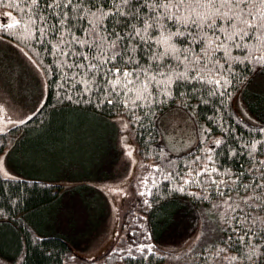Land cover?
Returning a JSON list of instances; mask_svg holds the SVG:
<instances>
[{"label":"trees","instance_id":"1","mask_svg":"<svg viewBox=\"0 0 264 264\" xmlns=\"http://www.w3.org/2000/svg\"><path fill=\"white\" fill-rule=\"evenodd\" d=\"M10 2L0 1L2 6ZM17 12L19 17L16 19H20ZM0 35L21 44L39 64L50 69L45 75L48 97L41 108L22 125H15L7 133L0 134V156H8V166L15 170L16 175L7 177L0 167V264H71V259L77 258L74 257L69 238L61 232H51L54 230L52 222H55L56 206L65 186L50 182L47 177H54L62 159L66 155L76 154L79 145L78 149H83V145L102 146L106 140L113 142L112 138L118 142L121 119L128 120L134 131L142 157L141 165L146 172L139 175L149 181L144 185L152 191V195L148 196L146 191L141 202L135 199L137 208L128 211L125 216L128 225L123 227L129 246L121 247L124 242L113 246L102 256L106 260L104 264H223L220 258L214 256V252L219 251L215 245L223 248L224 241L231 237L227 245L229 250L241 248L235 231L237 225L225 226L224 221L233 217L242 218L237 205L245 189L238 188L234 179L230 180L224 175V170L230 169L237 176L247 179L246 170L251 165L248 149H244L243 144L248 143L250 138L258 139L264 135L259 131L264 128V69L253 71L241 67V79L246 82L228 89L229 95L223 97L209 96L206 89L195 95L190 89H177L178 94L174 98L158 105L147 116L133 109L132 113L140 116V120L135 121L132 113L125 111L123 106L105 103L98 107L95 97L91 102L85 97L76 103L74 95L73 100L69 101L66 98L67 85L60 86L63 83L61 74L54 63L58 57L50 54V49L45 51L48 45L42 47L32 42L33 48L39 50L36 55L26 47L30 41L20 39L11 31L5 35L2 27ZM174 108L187 112L199 130L196 143L180 153L171 149L162 126L166 113ZM18 136L22 138L18 139ZM214 138H221L223 145L212 144ZM20 140L21 147L18 148L16 142ZM206 145L218 149L212 166L220 171L215 175L206 172L198 179L194 171L209 166L198 159L206 155ZM227 148L238 149V152L229 153ZM152 164L159 165V168H151ZM17 171L28 176H21L24 174ZM39 175L41 178L35 177ZM186 179L191 182L185 184ZM212 179L217 183L213 184ZM221 180L223 183H219ZM180 187H184L185 191H179ZM192 192L199 195L193 196L190 194ZM145 199L150 201L149 205L143 203ZM223 200H229L236 211L228 209ZM201 208L213 210L219 223V236L198 247L191 241L185 249L177 248L176 243L174 249H167L168 244L173 242L171 238L176 235L172 234L174 229L185 218L192 217L188 234L194 233L188 238L195 236ZM140 220L146 222L148 243L140 241ZM49 226H52V230L47 229ZM133 244L151 246L152 251L145 249L143 253H137L131 249ZM119 248L131 249L133 255L128 257L114 251ZM225 255L227 253L221 252V257ZM85 260L90 262L85 264H93V261Z\"/></svg>","mask_w":264,"mask_h":264},{"label":"snow or ice","instance_id":"2","mask_svg":"<svg viewBox=\"0 0 264 264\" xmlns=\"http://www.w3.org/2000/svg\"><path fill=\"white\" fill-rule=\"evenodd\" d=\"M5 6L18 9L21 17L0 25L5 35L11 31L30 41L26 47L36 55L39 50L32 42L48 45L45 51L50 49V54L58 57L54 63L61 74L60 86L67 85L66 98L72 101L75 95L76 103L85 97L91 102L95 97L98 107L115 104L129 113L136 109L147 116L174 98L177 89H190L193 95L206 89L209 96L223 97L229 95L228 89L246 82L241 79V67L264 69V0H11ZM6 15L11 17L12 12ZM28 58L47 75L49 68L32 56ZM132 118L140 120L135 113ZM28 119L26 115L6 123L22 125ZM7 131L0 127V132ZM259 131L264 134V128ZM211 143L223 145L221 138ZM243 148L248 149L251 165L246 170L247 179L224 170L238 188L245 189L237 205L242 218L224 221L225 226L237 225V241L242 246L230 251L229 237L223 248L215 245L219 251L214 256L223 264H264V135L250 138ZM226 150L238 152L235 148ZM204 151L206 155L198 159L209 166L194 171L198 179L206 172L215 175L220 171L212 166L218 149L206 145ZM5 176L10 174L5 172ZM148 182L145 179L143 183ZM190 182L185 180V184ZM212 183L217 181L212 179ZM111 191L119 194L123 189L117 186ZM146 191L152 195L151 190ZM143 203L149 205L150 201ZM222 203L236 211L229 200ZM131 249L152 251L151 246L136 244ZM131 249L114 251L131 257ZM221 252L227 255L221 257Z\"/></svg>","mask_w":264,"mask_h":264},{"label":"rangeland","instance_id":"3","mask_svg":"<svg viewBox=\"0 0 264 264\" xmlns=\"http://www.w3.org/2000/svg\"><path fill=\"white\" fill-rule=\"evenodd\" d=\"M2 5L0 3V24H11L19 17L18 10ZM8 12H12L11 17L6 15ZM20 45L0 35V127L8 130L14 125L7 124V120L23 119L26 115L31 117L48 97L44 71L32 64L28 58L30 52ZM119 121L118 142L112 138L113 142L106 140L102 146L83 145V149H78L79 145L76 154L66 155L62 159L55 176L47 177L50 182L65 186L56 206L55 222H52L54 230L52 226L47 229L61 232L69 238L74 257H77L71 259V264L90 263L85 259L93 261V264H104L106 260L102 256L113 246L122 245L123 242L121 247L129 246L125 240L126 230L123 229L128 225L125 216L128 211L137 208L135 199L141 202L145 196L139 195L141 191L146 193L147 190L143 183L145 179L139 174L146 172L141 165L142 157L132 127L126 119ZM162 126L165 140L176 153L190 149L199 139L195 121L182 109H170ZM21 142H16L18 148ZM0 157L3 158L0 161L3 172L16 176L15 170L8 166V156L2 154ZM17 173L28 176L26 173ZM35 177L41 178L40 175ZM117 186L123 189L122 193L111 191ZM200 210L195 236L188 238L194 233L188 234L192 217L185 218L174 229L172 234L176 235L171 238L173 242L168 244L167 249H174L176 244L177 248L185 249L191 241L198 247L219 236V223L213 210ZM138 223L140 241L148 243L146 222L140 220Z\"/></svg>","mask_w":264,"mask_h":264},{"label":"crops","instance_id":"4","mask_svg":"<svg viewBox=\"0 0 264 264\" xmlns=\"http://www.w3.org/2000/svg\"><path fill=\"white\" fill-rule=\"evenodd\" d=\"M47 181V180H46Z\"/></svg>","mask_w":264,"mask_h":264}]
</instances>
